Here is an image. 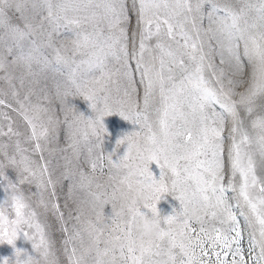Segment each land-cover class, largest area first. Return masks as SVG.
Segmentation results:
<instances>
[{
  "label": "snow or ice",
  "instance_id": "snow-or-ice-1",
  "mask_svg": "<svg viewBox=\"0 0 264 264\" xmlns=\"http://www.w3.org/2000/svg\"><path fill=\"white\" fill-rule=\"evenodd\" d=\"M48 72L63 80H54L51 94L40 89L47 104L33 103ZM28 77L21 96L14 81L23 88ZM114 77L123 81L117 99L110 85L121 80ZM0 81L9 85L0 97L11 96L0 98V244L12 246L15 257L0 264H264V0H0ZM69 97L85 100L94 118ZM114 114L137 130L117 140L126 147L115 161L102 152L93 157L106 135L103 121ZM62 128L67 146L49 147ZM57 150L71 151L74 171L67 158L58 175L51 168L44 153ZM105 159L116 183L111 192L97 184L104 190L90 195L100 210L85 221L73 200L75 177L90 185ZM9 168L15 182L5 175ZM64 181L65 208L69 200L76 205L67 216L59 203ZM26 183L35 187L43 222L20 187ZM165 194L179 210L161 217L157 203ZM117 197L125 201L123 219ZM153 217L157 234L138 245L141 221ZM21 235L31 255L15 248Z\"/></svg>",
  "mask_w": 264,
  "mask_h": 264
},
{
  "label": "rangeland",
  "instance_id": "rangeland-1",
  "mask_svg": "<svg viewBox=\"0 0 264 264\" xmlns=\"http://www.w3.org/2000/svg\"><path fill=\"white\" fill-rule=\"evenodd\" d=\"M134 23V22H133ZM68 34L61 30V34L59 39L64 40ZM147 56V54H146ZM76 59L79 61L81 59H87L86 56H80L77 55ZM118 67V66H117ZM132 67L134 68L135 65L133 63ZM81 73H86V66H82L79 70ZM23 73V69H17L15 72V75L19 77ZM137 80L139 79V76L136 77ZM31 78L28 77L25 79L24 87H20L19 79H16L14 81V84L17 89H20L21 96L24 95V93L28 90V88L31 86L29 84V80ZM116 80H121L120 77H114ZM54 80H63V77L53 73L48 72L46 78L41 80V84L36 89V94L31 97V100L33 103H40V104H47V101L44 99V94L40 91L41 88L45 89V92L48 94L52 93L53 90V82ZM122 84L123 81L121 80L120 84H113L110 85L112 88V97L113 99H117L119 96L122 95ZM120 88V92H117V88ZM0 89H2L5 93L9 92V85L7 83H4L0 81ZM0 98L7 99L11 101V96H3ZM69 105L73 106L78 112L82 113L86 118H94V114L92 113L91 109L88 106V103L79 97H69L68 99ZM52 106L57 109V112H59V102L53 99ZM9 111V110H5ZM10 115L13 117L15 124L14 127H18L20 131H25V126L23 124V120L21 117L17 116L16 113L10 112ZM70 115V114H69ZM60 118L63 119V115H60ZM6 123V122H5ZM105 128H106V135L102 138L101 147L100 148H93V157L100 154L101 152L105 157L108 155L112 156V159L115 161L119 157H121L125 150V145H121L119 148L116 147L117 140L121 139L123 135L136 131V126L131 124L130 122L124 121L122 118H120L118 115H112L109 117H106L103 121ZM78 127L80 128L81 132L87 129V125L83 122H81ZM6 130V128H5ZM60 139L58 142V145L53 144L49 147L51 148H64L66 147V137L63 128L61 129V132L59 134ZM4 140H7V138H3ZM15 139V138H13ZM93 144H95V139L92 138ZM27 146V145H26ZM86 147L85 145H81L82 154L80 157L81 162H83L85 155H86ZM45 158L47 160H50L51 162V168L55 170L56 174L58 175L61 171L65 170L66 166V159L71 160L72 163L70 165H67V167L71 168L73 171L75 170L76 160L71 151L68 152H61L59 150L55 151L53 155H49L48 152L44 153ZM38 159V157H37ZM87 168V166H84ZM149 170L153 173L155 178H159V169L157 166L153 163L149 165ZM5 175L9 180L12 182L16 181V173L13 169L9 168L5 171ZM116 176V170L112 169L110 165L107 163V159L104 161V167L103 172L101 173V169L98 167L95 173L90 174L89 179L91 180V184L89 185L88 181H84L83 187L80 186V178L79 176H76V182L77 186L75 188V191L73 193V200L78 203L81 207L83 219L86 221L88 219L94 220L96 218V213L100 210V205L94 201L93 197L90 195V193L93 192H100L103 191V188H97V184L103 185L105 188L108 189L109 192H111V185L116 183L115 180H110L109 176ZM70 181H64L63 185L58 188V191L60 193L59 197V203L65 211V215L67 216V213L69 210H73L75 208V204L73 203V200L68 201V205L65 208V199L68 195V185ZM23 192L26 196L31 197L30 204L32 208H34L39 213V219L43 222L45 220V214L44 209L37 206L36 203V197L33 196V193L35 192V187L29 184H24L20 186ZM5 199V192L3 188H0V201H3ZM178 211L179 210V204L178 201H176L171 195L165 194L161 200L157 203V210L158 213L161 215V217H165L168 215H171L173 213V210ZM112 214L111 205H106L104 208V215L105 217H110ZM238 219L240 220L241 224H243V218L239 217V214L237 212ZM48 222H50L53 226V233L54 238L57 240V242H60L61 240V233L58 230V227L55 224L54 219L49 214ZM85 241H87V236L85 235ZM250 238L249 234L247 232L244 233L242 241H241V248L243 251V254L247 257L250 252L249 248ZM15 248L17 250H21L23 252H27L28 254H32V248L31 243L24 240L23 236H18L17 240L15 241ZM258 249L256 250V253L258 254ZM8 259L9 261H14V253H13V247L8 244H0V261Z\"/></svg>",
  "mask_w": 264,
  "mask_h": 264
},
{
  "label": "clouds",
  "instance_id": "clouds-1",
  "mask_svg": "<svg viewBox=\"0 0 264 264\" xmlns=\"http://www.w3.org/2000/svg\"><path fill=\"white\" fill-rule=\"evenodd\" d=\"M116 211L120 215V218L123 219V216L126 212L125 201L120 197L116 199ZM159 222L153 217L148 220H142L137 235L135 237V242L139 244L146 243L149 239L153 238L159 230Z\"/></svg>",
  "mask_w": 264,
  "mask_h": 264
}]
</instances>
